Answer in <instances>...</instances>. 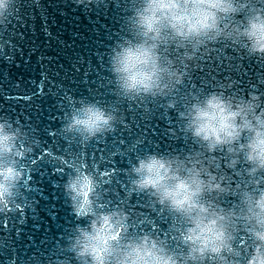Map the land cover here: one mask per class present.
Returning <instances> with one entry per match:
<instances>
[{
  "label": "clouds",
  "instance_id": "clouds-1",
  "mask_svg": "<svg viewBox=\"0 0 264 264\" xmlns=\"http://www.w3.org/2000/svg\"><path fill=\"white\" fill-rule=\"evenodd\" d=\"M10 4L0 0V15ZM129 21L130 35L115 42L110 57L115 87L124 98L167 96L183 82L185 73L168 54L171 49H184L192 59L202 47L225 39L264 58V6L255 0H142ZM67 103L65 120L49 135L63 131L86 145L115 130L117 112L71 93ZM178 115L203 149L183 157L145 153L129 166L128 187L149 193L183 221L176 237L183 248L173 250L152 230L132 234L129 211L101 198L97 173L107 178L109 171L99 165L89 170L86 153L77 159L61 154V161H72L64 164L66 172L71 169L64 190L77 223L65 247L76 264H240L241 228L254 244L246 249L245 264H264V95L213 90L195 97ZM24 136L12 118L0 119V213L5 215L13 205L22 207L20 188L31 179L20 161L34 154L35 146ZM241 160L247 182L230 184L229 170ZM225 195L235 197L234 206L221 203Z\"/></svg>",
  "mask_w": 264,
  "mask_h": 264
},
{
  "label": "water",
  "instance_id": "water-1",
  "mask_svg": "<svg viewBox=\"0 0 264 264\" xmlns=\"http://www.w3.org/2000/svg\"><path fill=\"white\" fill-rule=\"evenodd\" d=\"M141 3L11 0L9 10L0 15V113L4 114L0 119L12 118L25 132V141L35 146V153L20 161L31 173V179L20 188L18 202L22 207L13 205L6 215L0 213V264H76L77 258L65 247L77 223L70 215L64 190L71 171L66 172L64 164L72 161H61V154L77 159L86 153L89 170L99 165L109 171L107 178L97 173L101 198L129 211L132 234L152 230L163 234L173 250L183 248L176 238L183 221L160 207L149 193L131 191L129 166L147 152L183 157L202 150L203 146L198 149V141L184 130L178 113L195 97L213 90L233 96L256 90L264 95V58L248 54L242 43L225 39L202 47L192 59H187L184 49H171L168 54L185 73L183 82L167 96L124 98L115 87L111 50L115 42L130 35L129 17ZM255 3L264 6V0ZM41 56L46 59L41 61ZM40 88L44 91L30 102L24 99ZM69 93L117 112L115 130L86 145L63 131L49 135L65 120ZM5 96L17 99L8 102ZM215 163L223 171L220 161ZM229 171L230 184L247 182L243 160ZM234 199L225 195L221 203L232 207ZM242 237L247 239L241 246ZM237 246L242 252L237 259L245 264L246 249L254 244L242 228Z\"/></svg>",
  "mask_w": 264,
  "mask_h": 264
},
{
  "label": "snow or ice",
  "instance_id": "snow-or-ice-1",
  "mask_svg": "<svg viewBox=\"0 0 264 264\" xmlns=\"http://www.w3.org/2000/svg\"><path fill=\"white\" fill-rule=\"evenodd\" d=\"M45 35H48V33L45 32ZM34 54H35V53H33V55H34ZM44 59H46V57H44V56H41V57H40V60H41V61H43ZM76 59H79V57H76ZM72 67H73V66H72ZM73 70H75V68H73ZM83 75H87V74H86V73H83ZM17 87H18V85H17ZM42 91H44L43 88H40L38 91H35V92L33 93V96H25L24 99L27 98V99L29 100V102H30L31 99L34 98V96L41 94ZM4 98H5V100L8 101V102H11V101H14V100L17 99V97H15V96H5Z\"/></svg>",
  "mask_w": 264,
  "mask_h": 264
}]
</instances>
